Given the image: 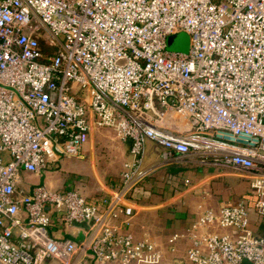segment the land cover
<instances>
[{
  "label": "built area",
  "instance_id": "obj_1",
  "mask_svg": "<svg viewBox=\"0 0 264 264\" xmlns=\"http://www.w3.org/2000/svg\"><path fill=\"white\" fill-rule=\"evenodd\" d=\"M188 33L187 50L166 37ZM129 140L115 186L21 184L81 157L94 127ZM147 140L248 178L250 196L205 206L180 264H264V0H0V264H159L163 249L109 219L128 214ZM89 223V238L49 227ZM254 223L256 227H254Z\"/></svg>",
  "mask_w": 264,
  "mask_h": 264
},
{
  "label": "crops",
  "instance_id": "obj_2",
  "mask_svg": "<svg viewBox=\"0 0 264 264\" xmlns=\"http://www.w3.org/2000/svg\"><path fill=\"white\" fill-rule=\"evenodd\" d=\"M91 139L92 137L81 157L63 156L55 168L40 175L25 173L24 176L32 182H44L52 188H75L74 171L86 172L92 174L96 180H92L95 193L91 191L81 194L90 201L100 199L109 187L117 184L120 172L110 181L101 179ZM123 142L126 145L127 159L129 140ZM143 166L149 168V172L128 201L129 213L111 217L109 223L118 226L122 232L132 233L135 239L147 238L159 245L163 249V258L159 264H180L189 239L178 238L173 244L174 250L171 249L168 239L173 233L188 229L203 207L227 203L221 200L225 201L236 194L240 199L250 196L249 183L245 185L246 190L241 192L242 185L235 170L217 163L201 161L198 157L166 161L162 158L161 147L150 140L145 143ZM26 184L28 191V182ZM49 230L54 237H67L77 242L90 236L88 222L67 225L59 214L53 216ZM256 230L264 232V223L261 227L257 226ZM181 251L182 255L179 254Z\"/></svg>",
  "mask_w": 264,
  "mask_h": 264
},
{
  "label": "rangeland",
  "instance_id": "obj_3",
  "mask_svg": "<svg viewBox=\"0 0 264 264\" xmlns=\"http://www.w3.org/2000/svg\"><path fill=\"white\" fill-rule=\"evenodd\" d=\"M188 38V33L185 31L171 33L166 37V47L168 49L187 50ZM91 135L92 139L90 141L94 146L95 160L99 168L100 177L105 181H110L112 177H114L118 172H120V170L124 166V162L126 160L127 155V153L125 154L126 145L123 140L117 136L116 132L112 128L107 126L96 127ZM85 157H87V154L85 155ZM74 174L76 176L73 175L75 178L72 177L75 180V182L73 183V187H75L84 195L86 193H91V191H93L92 193H95V190H93L94 183L92 182V180H95V178H93L92 174L77 171H74ZM235 175L237 176L238 181L242 185V188L240 189L241 192L245 191V185L249 183L247 182L248 178L244 175H238V173H236ZM26 180L28 181L30 179L23 176L22 181L20 183L23 185L26 183ZM246 192H248V190ZM237 195L238 194L233 195V197L225 199V201L221 200V202H234L240 199L238 197L239 195ZM182 253L183 252L181 251L179 254L182 255Z\"/></svg>",
  "mask_w": 264,
  "mask_h": 264
}]
</instances>
